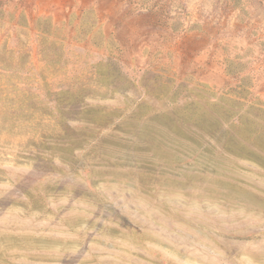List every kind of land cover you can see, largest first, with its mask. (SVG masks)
I'll use <instances>...</instances> for the list:
<instances>
[{"label": "rangeland", "instance_id": "obj_1", "mask_svg": "<svg viewBox=\"0 0 264 264\" xmlns=\"http://www.w3.org/2000/svg\"><path fill=\"white\" fill-rule=\"evenodd\" d=\"M233 1L0 0V264H264V6Z\"/></svg>", "mask_w": 264, "mask_h": 264}, {"label": "trees", "instance_id": "obj_2", "mask_svg": "<svg viewBox=\"0 0 264 264\" xmlns=\"http://www.w3.org/2000/svg\"><path fill=\"white\" fill-rule=\"evenodd\" d=\"M255 1H257L261 6H264V0H255ZM239 3H241V0H235V1H233V5L234 6H236V7H238L237 5L239 4ZM174 96H177V93L174 95ZM187 97L185 96H183V99H186ZM209 102H211L210 100H207V102H206V104L208 105L209 104ZM216 102V101H215ZM213 104H215L216 106H218V104L217 103H213ZM254 106V105H253ZM181 112H184L186 115H188L191 119H193V118H198V116H201L200 114H199V112L195 109V110H193V111H191V109L190 108H188V107H185V108H182V109H179V111L178 112H176V113H180L181 114ZM233 115V114H232ZM240 128H241V130H244V125H241L240 126ZM217 143L219 142V143H221V140H220V137L219 138H217L216 140H215ZM228 144H225V146H227Z\"/></svg>", "mask_w": 264, "mask_h": 264}]
</instances>
